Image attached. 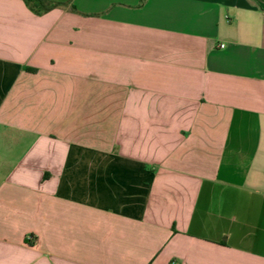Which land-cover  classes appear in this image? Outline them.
<instances>
[{
	"label": "crops",
	"instance_id": "0c3cea01",
	"mask_svg": "<svg viewBox=\"0 0 264 264\" xmlns=\"http://www.w3.org/2000/svg\"><path fill=\"white\" fill-rule=\"evenodd\" d=\"M42 1L0 0V264H264V0Z\"/></svg>",
	"mask_w": 264,
	"mask_h": 264
},
{
	"label": "trees",
	"instance_id": "16d2710c",
	"mask_svg": "<svg viewBox=\"0 0 264 264\" xmlns=\"http://www.w3.org/2000/svg\"><path fill=\"white\" fill-rule=\"evenodd\" d=\"M24 3L36 15L43 14L56 7L55 4L42 0H24Z\"/></svg>",
	"mask_w": 264,
	"mask_h": 264
},
{
	"label": "built area",
	"instance_id": "2783aa9c",
	"mask_svg": "<svg viewBox=\"0 0 264 264\" xmlns=\"http://www.w3.org/2000/svg\"><path fill=\"white\" fill-rule=\"evenodd\" d=\"M221 48H223V46H220Z\"/></svg>",
	"mask_w": 264,
	"mask_h": 264
}]
</instances>
